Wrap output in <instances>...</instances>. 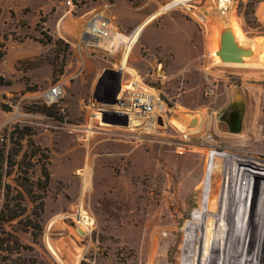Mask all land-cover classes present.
<instances>
[{
    "label": "rangeland",
    "instance_id": "374dc122",
    "mask_svg": "<svg viewBox=\"0 0 264 264\" xmlns=\"http://www.w3.org/2000/svg\"><path fill=\"white\" fill-rule=\"evenodd\" d=\"M176 1L0 0V264H184L233 160L264 164V0ZM93 18L138 35L88 45ZM225 31L250 56L223 61ZM139 91L162 103L152 129L119 114Z\"/></svg>",
    "mask_w": 264,
    "mask_h": 264
},
{
    "label": "bare ground",
    "instance_id": "6f19581e",
    "mask_svg": "<svg viewBox=\"0 0 264 264\" xmlns=\"http://www.w3.org/2000/svg\"><path fill=\"white\" fill-rule=\"evenodd\" d=\"M137 35L134 33L131 38H122L130 46ZM119 38L113 34L114 41ZM231 161L227 164H232ZM233 163V168L230 165L225 171L224 179L231 178L233 190L231 193L229 187L228 190L221 189L219 205L214 210L216 222L213 227L200 230L191 222L186 225L182 243L184 264H194L197 248L202 255L209 252L206 264H264V186L249 176L264 179V164L252 157H237ZM87 221L83 220L84 227Z\"/></svg>",
    "mask_w": 264,
    "mask_h": 264
},
{
    "label": "built area",
    "instance_id": "2783aa9c",
    "mask_svg": "<svg viewBox=\"0 0 264 264\" xmlns=\"http://www.w3.org/2000/svg\"><path fill=\"white\" fill-rule=\"evenodd\" d=\"M108 27V23L105 20H100V18L91 19L84 31L87 44L91 46L105 45V49L108 47L112 48L114 45L118 46L120 42L116 43L113 40L114 33ZM127 88H130V86ZM62 95V84H56L44 94L43 99L50 105L58 102ZM121 106L119 114L133 127L145 126L152 129L157 126L158 119H162V103L159 102L158 97L150 92L139 91L138 95L131 98L128 102L122 103Z\"/></svg>",
    "mask_w": 264,
    "mask_h": 264
},
{
    "label": "water",
    "instance_id": "95a60500",
    "mask_svg": "<svg viewBox=\"0 0 264 264\" xmlns=\"http://www.w3.org/2000/svg\"><path fill=\"white\" fill-rule=\"evenodd\" d=\"M217 54L225 62H233L237 59H240L241 57L250 56V53H248V51H242V53H239L238 49L235 46L233 37L230 35V32H227V31L222 33L220 36L219 49H218ZM234 105L238 106L237 112L234 113L236 117L232 119L231 117H229L230 115H228L227 117L223 118V121H225L229 126L232 127V130H230V132H233V133L238 132L240 121L242 118L241 100L239 96H236L233 104L230 106H234ZM230 109H228L225 112L226 115L228 114ZM229 114H231V112ZM158 122L160 124L162 123L160 118L158 119Z\"/></svg>",
    "mask_w": 264,
    "mask_h": 264
},
{
    "label": "trees",
    "instance_id": "16d2710c",
    "mask_svg": "<svg viewBox=\"0 0 264 264\" xmlns=\"http://www.w3.org/2000/svg\"><path fill=\"white\" fill-rule=\"evenodd\" d=\"M0 83H2V78H0ZM2 156L0 155V158H1ZM48 175H46V177H47ZM21 214H17V213H14V214H10L9 216H8V218L5 220V222H8V221H13L14 219H17V217H19ZM28 263L29 264H33V260H29L28 261ZM15 264H26L25 263V261H23V262H20V263H15Z\"/></svg>",
    "mask_w": 264,
    "mask_h": 264
},
{
    "label": "crops",
    "instance_id": "0c3cea01",
    "mask_svg": "<svg viewBox=\"0 0 264 264\" xmlns=\"http://www.w3.org/2000/svg\"><path fill=\"white\" fill-rule=\"evenodd\" d=\"M236 65H239V64H236Z\"/></svg>",
    "mask_w": 264,
    "mask_h": 264
}]
</instances>
